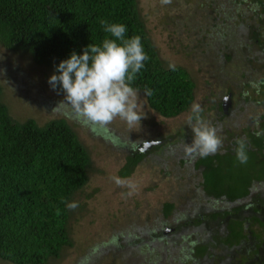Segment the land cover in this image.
<instances>
[{"label":"trees","instance_id":"obj_1","mask_svg":"<svg viewBox=\"0 0 264 264\" xmlns=\"http://www.w3.org/2000/svg\"><path fill=\"white\" fill-rule=\"evenodd\" d=\"M138 2L0 0V45L7 50L30 54L37 64L53 66L54 74H57L56 66L68 59L73 51L82 55L88 45H102L105 38L114 39L103 31L101 19L122 23L127 26L126 37L140 36L150 57L132 86L144 93L150 89L151 95H146L149 106L164 118H174L194 102L196 82L187 68L175 65L172 70L164 64L140 15ZM253 2L260 8L259 18H262L264 0ZM212 11L220 22L225 19L219 7H213ZM263 22L260 19L259 26H252L250 32L251 40L260 47L264 46ZM231 33L205 37L196 48L215 53L220 44L227 46L229 41H235V37H229ZM239 33L240 30L235 34ZM259 125L260 130H264V120ZM257 131L259 129L254 128L247 133L250 140L247 164L233 159L231 156L236 154L231 152L204 161L205 169L202 174L198 172L204 193L236 200L247 196L254 182L264 179V136L258 138L254 134ZM162 147L164 145L155 146L149 152L134 150L120 170L121 176L130 177L145 160L166 164L164 156L167 154ZM177 147L176 155L184 154L185 150ZM160 149H163L160 158L163 162L155 157ZM91 161L89 151L66 118L52 119L43 126L33 118L23 122L13 119L2 101L0 84V258L13 264H47L51 258L61 256L63 248L71 245L68 229L71 210L62 201L70 203L73 195L87 185ZM180 161L186 169L183 166L186 159L181 157ZM180 176L184 178L183 173ZM176 210L173 199L164 200L152 227L145 232L138 228L121 234L112 247L118 250L135 247L138 251L145 247L147 262L141 261V264L163 261L174 264L176 251H180L179 258L184 259L188 245L175 237L174 232L169 236L164 234L168 224L169 229H177L175 232L184 224L186 215L184 212L177 215ZM121 258L120 255L117 260L123 263Z\"/></svg>","mask_w":264,"mask_h":264},{"label":"rangeland","instance_id":"obj_2","mask_svg":"<svg viewBox=\"0 0 264 264\" xmlns=\"http://www.w3.org/2000/svg\"><path fill=\"white\" fill-rule=\"evenodd\" d=\"M224 1L172 0L170 5H161V0L138 2L140 15L164 64L181 65L187 68L195 79L193 103L202 106L205 120L216 126L214 122L217 120L212 119L213 111H216L215 103L224 101L229 92H233L229 116L219 119L225 130L217 127L219 124L216 126L222 137L227 135L228 131L242 134V130L248 125H244L245 122L242 121V125L238 126L241 123V114H247L245 104L248 106L249 116L254 117L258 114L255 110L259 109L249 102L246 103V98L249 96L258 102L264 96V87L260 86L257 93L250 83L262 80L259 79L262 75H245L247 68L244 69V61H240L241 53L237 54L238 59L233 66L228 65V68L219 58L223 43L219 45V52L213 55L211 53L214 52L196 48V45L199 46L205 41V37H222L227 31H232L229 37H235V41H231L234 44L246 40L244 37H250L242 33L241 29L247 27L242 19L233 20L227 26H223V21L216 19L217 15L212 8L219 7L224 12L221 5ZM250 1L247 0L244 4L245 9L251 6ZM250 16L247 15L246 19ZM250 23L254 24L255 21L251 19ZM238 30L241 33L236 35ZM54 70L53 66L37 64L30 54L7 50L0 45L2 101L8 106L13 119L23 122L33 118L43 126L52 119L66 118L89 151L92 160L89 182L77 191L71 200L79 204L75 210H71L69 220L71 245L65 246L61 256L51 258L47 264H141L142 258L146 259L147 255L145 247L139 251L135 247L121 248L123 263L117 260L119 255L116 257L115 253H110L109 247L114 245L116 237L119 238L121 234L125 235L138 228L145 232L148 227H152L164 200L173 199L187 203L188 198H185V195L191 188L187 181L190 173L185 177L187 170L180 169L175 157L179 151L177 146L185 150L182 143L189 140V135L193 139L191 129L186 123L191 115L192 105L177 117L164 118L149 106L145 93L137 91L139 110L145 116L141 124L130 129L124 121L117 118L108 129L93 130L84 126L72 106L63 101L64 94L56 92L49 85L48 81ZM226 79L234 85L227 83L228 85L224 86L220 80ZM243 83L245 85L242 87ZM230 87L235 91L230 90ZM260 109L264 112L263 108ZM185 134H188L187 138L184 137ZM147 142L157 143L146 152L155 146L164 145L162 148L166 151L167 155L164 157L167 158V163L161 165L145 160L130 177H122L120 170L127 157L134 150L142 151ZM163 149L158 150L159 155H155L159 162H163L160 160L163 157ZM258 168L259 166L255 170L256 173ZM190 172L193 173L192 170ZM179 173H183L184 178H181ZM113 176L135 183L137 187L133 195H126L128 189L118 187L112 180ZM191 176H196V173ZM188 197L191 199L190 195ZM168 226L169 224L165 229H169ZM172 232L169 230L168 234ZM99 250L105 251L98 256ZM0 264L13 263L0 258Z\"/></svg>","mask_w":264,"mask_h":264},{"label":"flooded vegetation","instance_id":"obj_3","mask_svg":"<svg viewBox=\"0 0 264 264\" xmlns=\"http://www.w3.org/2000/svg\"><path fill=\"white\" fill-rule=\"evenodd\" d=\"M236 1L237 0L224 1L225 19L222 25L227 26L231 24L233 20L242 19V22L244 21L247 26L241 29L243 30L242 33L244 36H249L251 27L254 25L259 26L258 21L260 19L264 21V16L259 18L260 8L257 7V4L253 2V0L250 1L251 6L246 9L244 4L247 0H242L241 2ZM245 11L247 15H251L250 18L246 19L247 15L244 14ZM248 12H252V14ZM251 19L255 21L254 24L250 23ZM228 28H230V26ZM244 38L246 40L243 42L236 41L237 43L234 44L229 41L227 46L225 44L222 45L219 58L225 62V67L231 64L233 66L236 59H238L237 54L241 53L242 58L240 57V61H244V69L247 68L245 75L248 77L250 73H253V75L259 74L262 75V78L259 79L264 80V46L260 47L255 45L251 37ZM226 42L227 41H225V43ZM231 44L233 45L231 46ZM217 52H219V50H216L213 54ZM249 69L251 71H249ZM220 81L224 86L228 85L227 83L234 85V83H231L230 80L228 81L227 79L225 81ZM244 85L245 83H243L242 87ZM260 86L264 87V84ZM230 90H232L231 87ZM232 91H235V89ZM232 96L233 92H229L224 101H217L215 103L216 111H213L214 116H212V119L217 120L214 124L216 126L219 124L217 127L221 130L224 128V125L220 120H222L221 117L227 118L229 116L233 102ZM235 99H237V95H235ZM246 101V103L249 102L251 105H255V108H259L255 110L258 114L254 117L249 116L248 106L245 104V112H247V114H241V123H239L238 126L242 125V121L245 122L244 125H248L242 130V134L228 131L227 135H224L221 153L209 155L207 157H200L195 154L188 155L185 151L183 152L184 154H180L182 159H186L183 166H185V170H187L185 177H188L187 174L190 173L187 181L191 188L185 195V198H188L187 205L180 202V200H175L177 208L175 212L177 215L180 212H184L186 217L183 221L184 224L177 232H175L177 229L174 227L166 229L164 234L165 236H169L175 233L174 236L182 240V243L188 245L189 248L186 250V257H184V259L179 258L182 253L176 251L174 256L177 260L175 262L173 261L174 264H264V179L260 180V182H254L247 196L231 200L225 195L215 197L214 195L204 193L200 185V175L198 176V172L202 174V171L205 169L204 161H206L208 157L216 158L218 156H224L228 154V152L235 154L237 138H244L249 143L248 147H250V140L247 138V133L257 128L255 124V119L257 117L259 118V124L264 120V112L260 109H264V96L263 99L258 100V102L255 98L252 99L248 96ZM256 102L257 105L255 104ZM203 117L206 119L205 115ZM232 118L233 116L230 117L229 120ZM257 129L260 130V125ZM191 141L192 139L189 136V140L183 142V145L190 144ZM161 142L162 140H159V143ZM256 150L259 155L258 149ZM180 156H176L175 159L180 169H183L180 164ZM190 170L196 173V176L192 177L191 175L193 173H191ZM189 195L191 199H189ZM169 230H172L174 233L168 234ZM239 232L241 234L240 237H238ZM109 248H111L110 253H115L114 255L116 257L121 255L120 252L122 250L115 249V247L112 246ZM104 251L105 250H99L98 256ZM165 255L166 253H164V257H166ZM142 259V261L147 262V258L144 259L143 257ZM91 263H93V261H91ZM159 264L166 263L163 261V263L159 262Z\"/></svg>","mask_w":264,"mask_h":264},{"label":"clouds","instance_id":"obj_4","mask_svg":"<svg viewBox=\"0 0 264 264\" xmlns=\"http://www.w3.org/2000/svg\"><path fill=\"white\" fill-rule=\"evenodd\" d=\"M172 0H161V5H170ZM258 7V6H257ZM103 31L114 39L105 38L102 45L90 44L83 54L73 51L68 59L56 66V73L49 78V85L58 93H63V101L69 103L80 118V122L93 130L108 129L114 120L119 118L131 129L145 117L139 110L138 92L132 84L137 74L145 68V61L150 57L144 50L141 37H126L127 26L122 23H109L105 19L99 21ZM175 70V65H169ZM259 92L264 80L250 82ZM145 95H151L146 90ZM247 95V93H245ZM191 115L187 125L193 134L190 144H185L188 155L207 157L221 153L223 137L218 128L204 119L203 108L199 103L191 106ZM259 128V118L255 119ZM258 138L264 136V130L254 133ZM235 148L236 159L240 164H247L248 144L244 138H237ZM114 183L127 188L126 195L131 196L136 184L119 176H113ZM65 202L67 208L75 210L76 201ZM60 210L57 209V215Z\"/></svg>","mask_w":264,"mask_h":264},{"label":"water","instance_id":"obj_5","mask_svg":"<svg viewBox=\"0 0 264 264\" xmlns=\"http://www.w3.org/2000/svg\"><path fill=\"white\" fill-rule=\"evenodd\" d=\"M157 142H147L144 144V149H142L143 152H146L148 148H150L152 145L156 144ZM146 148V149H145Z\"/></svg>","mask_w":264,"mask_h":264}]
</instances>
